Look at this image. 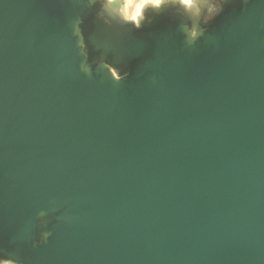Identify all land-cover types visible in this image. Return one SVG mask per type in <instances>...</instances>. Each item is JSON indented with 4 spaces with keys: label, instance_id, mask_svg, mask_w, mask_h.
Listing matches in <instances>:
<instances>
[{
    "label": "water",
    "instance_id": "95a60500",
    "mask_svg": "<svg viewBox=\"0 0 264 264\" xmlns=\"http://www.w3.org/2000/svg\"><path fill=\"white\" fill-rule=\"evenodd\" d=\"M223 7L0 0V264H264V0Z\"/></svg>",
    "mask_w": 264,
    "mask_h": 264
},
{
    "label": "clouds",
    "instance_id": "9594fccd",
    "mask_svg": "<svg viewBox=\"0 0 264 264\" xmlns=\"http://www.w3.org/2000/svg\"><path fill=\"white\" fill-rule=\"evenodd\" d=\"M88 2L94 3L96 0H88ZM168 2L169 0H107L108 7L114 12H117L124 22L134 23L136 29H140L142 27V22L145 19L144 11L146 9H159ZM179 2L182 3L184 7L194 11L196 14H199L200 8L202 6L200 0H179ZM226 3H235V0H219L215 6L214 15L217 13H225L226 9L223 7V5ZM130 9L132 10L131 13L129 12ZM95 12H99V15L101 16L103 15L101 9L95 8ZM209 21L214 22V16L205 18L206 24L209 23ZM48 235L50 234L45 235V242L47 241ZM14 261L15 264H21L19 259H15Z\"/></svg>",
    "mask_w": 264,
    "mask_h": 264
},
{
    "label": "flooded vegetation",
    "instance_id": "af4514ba",
    "mask_svg": "<svg viewBox=\"0 0 264 264\" xmlns=\"http://www.w3.org/2000/svg\"><path fill=\"white\" fill-rule=\"evenodd\" d=\"M200 2L202 3L201 9L207 8L208 13L204 14L202 23L204 25H207L209 23H211L212 21H209V23H205V18L209 17V16H214V19L219 15L218 13L214 15V10H215V6L216 4L219 2V0H200ZM178 14H180L181 16H184L181 12H179Z\"/></svg>",
    "mask_w": 264,
    "mask_h": 264
},
{
    "label": "bare ground",
    "instance_id": "6f19581e",
    "mask_svg": "<svg viewBox=\"0 0 264 264\" xmlns=\"http://www.w3.org/2000/svg\"><path fill=\"white\" fill-rule=\"evenodd\" d=\"M170 1H172L173 3H175L176 5H182L183 7H184V5L182 4V3H180L179 2V0H170ZM186 8V7H185ZM187 9V11H188V13H189V15H190V17H199L200 16V12H199V14H196L194 11H192V10H189L188 8H186ZM200 11H201V8H200ZM144 14H145V11H144Z\"/></svg>",
    "mask_w": 264,
    "mask_h": 264
},
{
    "label": "rangeland",
    "instance_id": "374dc122",
    "mask_svg": "<svg viewBox=\"0 0 264 264\" xmlns=\"http://www.w3.org/2000/svg\"><path fill=\"white\" fill-rule=\"evenodd\" d=\"M131 11H132V10L130 9L129 12L131 13Z\"/></svg>",
    "mask_w": 264,
    "mask_h": 264
}]
</instances>
